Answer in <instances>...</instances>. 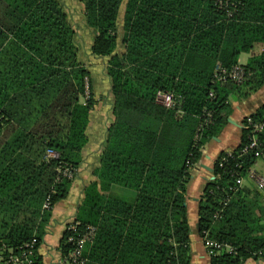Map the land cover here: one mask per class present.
Wrapping results in <instances>:
<instances>
[{
    "label": "trees",
    "instance_id": "obj_1",
    "mask_svg": "<svg viewBox=\"0 0 264 264\" xmlns=\"http://www.w3.org/2000/svg\"><path fill=\"white\" fill-rule=\"evenodd\" d=\"M82 1L94 31L91 52L107 58L115 116L97 179L85 187L76 215L80 231L96 227L84 247V264H190L185 201L191 171L206 142L226 125L229 96L246 97L264 84V50L244 65L249 74L242 83H216L214 73L264 43V0H227V7L218 0H128L123 51V0ZM78 51L76 28L60 0H0L2 256L20 253L36 238L34 264H43L38 248L45 226L73 183L61 171L78 172L83 160L96 100ZM159 90L175 93V108L156 101ZM252 116L264 119V105ZM248 136L243 129L232 154L220 153L200 201L201 236L208 232L234 248L220 251L210 264L264 257L261 194L254 184L236 183L257 161L252 152L239 156ZM48 149L58 157H48ZM113 184L136 189L135 201L107 195ZM72 233L66 229L61 240L62 256L73 247L67 242Z\"/></svg>",
    "mask_w": 264,
    "mask_h": 264
},
{
    "label": "crops",
    "instance_id": "obj_2",
    "mask_svg": "<svg viewBox=\"0 0 264 264\" xmlns=\"http://www.w3.org/2000/svg\"><path fill=\"white\" fill-rule=\"evenodd\" d=\"M68 13V18L72 27L76 28L77 36L79 29L77 27H85L90 32L91 44L87 54L83 55L86 65L95 64L97 58L103 59L92 54L91 45L93 43L94 31L86 23L85 6L82 0H60ZM128 0H123L118 15V32L119 47L124 50L122 35L124 32V21ZM79 44V43H78ZM82 46L79 44L78 57L82 53ZM264 50V43H256L249 52H242L238 57V63L245 65L252 55L260 54ZM250 53L246 63L241 62V55ZM84 59H88L89 62ZM107 58L103 60V71L96 75H101L102 83L91 77L93 96L96 100L94 108L91 110L90 122L87 128L88 142L82 151L83 160L79 166L76 177L73 179L72 186L68 195L59 200L52 209V216L45 226V234L43 241L38 248L39 255L42 256L43 264H61L62 258L61 240L65 234L67 226L76 220L79 205L84 198L85 187L95 181L97 176L96 169L100 166V157L103 153L107 141L109 127L115 120L114 116V99L111 91V79L106 72ZM88 68V66H87ZM89 69V68H88ZM90 71V70H89ZM231 106V113L227 118V123L223 130L217 135L210 138L202 148V157L191 171V178L186 187V209L187 218L190 225V264H210V258L204 245L203 238L199 232V210L200 201L203 197L204 188L208 181L214 178V166L222 151H231L236 148L242 139L243 122L248 115L254 114L262 105H264V84L253 91L246 97L230 95L228 99ZM167 108V107H166ZM182 110H178L181 113ZM244 178L242 185L245 184ZM115 186H122L134 191L135 195L131 196L124 189ZM107 195L134 202L137 197V190L120 184H113ZM129 197V198H127ZM243 264H264V257H250Z\"/></svg>",
    "mask_w": 264,
    "mask_h": 264
},
{
    "label": "built area",
    "instance_id": "obj_3",
    "mask_svg": "<svg viewBox=\"0 0 264 264\" xmlns=\"http://www.w3.org/2000/svg\"><path fill=\"white\" fill-rule=\"evenodd\" d=\"M220 7H227V0H218ZM232 15L231 12H228ZM249 72L246 67L240 63L233 65L232 67H225L223 65H218L214 73V82L216 83H226L228 81H233L235 83H242L248 76ZM211 95H213L211 93ZM156 101L167 107L175 108L178 104V98L175 93L167 90H159L156 94ZM209 117L211 113H208ZM210 122V119L206 120V124ZM203 126V125H202ZM244 129L249 130L248 142L240 150L239 156H243L249 153H254L258 158H264V139L261 138V134L264 133V119L257 120L254 119L252 115H248L243 122ZM200 129V128H199ZM230 155L231 151H227ZM47 156L50 158H57L58 154L53 149H48ZM225 158L220 160V165H223ZM62 175L64 177L74 179L76 177L77 170L72 167H65L62 169ZM248 177H250L257 190L261 194L262 202L264 203V177L260 175L256 170L252 168L248 171ZM215 178V176H214ZM244 178L238 177L236 183L241 186ZM44 208H51L50 198L47 197L44 204ZM219 214H215V218H218ZM79 221H73L67 226V229L73 231L74 233L68 235L67 242H70L73 247L66 256H62L61 264H84L85 259L83 258L84 247L88 242H92L95 237L96 227L88 226L84 231H80L78 226ZM204 245L207 250V255L211 257L217 255L222 250L234 251V248L224 241L214 239L209 236L206 232L204 238ZM36 243L37 239L34 238L32 241L26 243V248L20 253H13L10 251L7 257L0 255V264H34L36 253Z\"/></svg>",
    "mask_w": 264,
    "mask_h": 264
},
{
    "label": "rangeland",
    "instance_id": "obj_4",
    "mask_svg": "<svg viewBox=\"0 0 264 264\" xmlns=\"http://www.w3.org/2000/svg\"><path fill=\"white\" fill-rule=\"evenodd\" d=\"M79 29V33L77 36V40H78V43L82 46V53L81 56H80V59L83 60V55L84 54H87L89 51V47H90V44H91V35H90V32H87L86 31V28L85 27H77ZM250 53H243L241 55V62H243V64H245L249 57ZM98 60H96V63L95 64H92V63H89L87 66L90 70V75L93 79L95 80H98L99 81V84L102 83V80L100 79V76L101 75H96V71H99V73H102L103 71V60L104 58L101 60V58H97ZM85 61L89 62L88 59H84ZM83 100V99H82ZM252 169L253 170H256L260 175H262L264 177V158H258L257 161L255 162V164L252 166ZM245 186L247 187H251L252 189H254V182L253 180L250 178V177H246V180H245ZM243 185V186H244ZM117 188H121V189H124L126 192H128V194H130L131 196H134L135 193L133 190L131 189H128V188H125V187H122V186H115L114 189H117ZM129 198V197H127Z\"/></svg>",
    "mask_w": 264,
    "mask_h": 264
}]
</instances>
